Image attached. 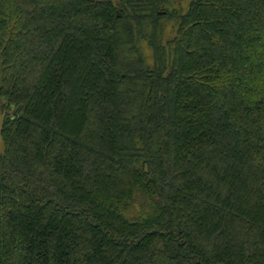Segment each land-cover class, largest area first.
Segmentation results:
<instances>
[{
    "label": "trees",
    "instance_id": "1",
    "mask_svg": "<svg viewBox=\"0 0 264 264\" xmlns=\"http://www.w3.org/2000/svg\"><path fill=\"white\" fill-rule=\"evenodd\" d=\"M0 115V264H264V0H0Z\"/></svg>",
    "mask_w": 264,
    "mask_h": 264
},
{
    "label": "rangeland",
    "instance_id": "2",
    "mask_svg": "<svg viewBox=\"0 0 264 264\" xmlns=\"http://www.w3.org/2000/svg\"><path fill=\"white\" fill-rule=\"evenodd\" d=\"M178 1L181 2L182 8L185 9L190 0H178ZM162 23L165 25V27L163 29V33H164L163 36L165 39H167L174 34L175 27H173V25H175V23H174V21L170 22L167 20H164ZM142 52H143L144 56L147 58L148 62H150L151 51L147 48V46L144 43L142 44ZM1 124H2V115H0V129H1ZM2 153H3V142L1 139V135H0V156Z\"/></svg>",
    "mask_w": 264,
    "mask_h": 264
}]
</instances>
